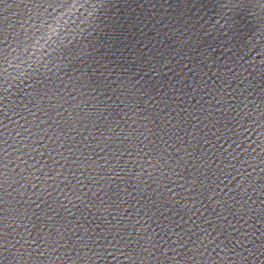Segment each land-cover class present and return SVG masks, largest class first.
<instances>
[{"label":"water","instance_id":"obj_1","mask_svg":"<svg viewBox=\"0 0 264 264\" xmlns=\"http://www.w3.org/2000/svg\"><path fill=\"white\" fill-rule=\"evenodd\" d=\"M0 51V264H264V0H0Z\"/></svg>","mask_w":264,"mask_h":264},{"label":"snow or ice","instance_id":"obj_2","mask_svg":"<svg viewBox=\"0 0 264 264\" xmlns=\"http://www.w3.org/2000/svg\"><path fill=\"white\" fill-rule=\"evenodd\" d=\"M65 2L66 4L74 7L77 0H65ZM68 19L71 20V16H69ZM71 28H72V24H70L68 20H62L59 17H55L51 21V23L46 21V28L44 29V31L36 35V37L34 38L37 48L41 46L42 41L45 44H48L49 46H51L53 43L60 41L61 36L63 35V31H69ZM24 55H28L27 50H25ZM35 55L36 53L35 51H33L32 55L29 56V59H31L32 56H35ZM20 57H23V56H20ZM4 59H5V55L3 51H0V79H3L4 69L2 65H3ZM3 250L4 249L2 245V240H0V256H2ZM193 261L194 259L192 261H189L188 264H193Z\"/></svg>","mask_w":264,"mask_h":264}]
</instances>
